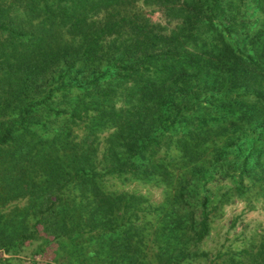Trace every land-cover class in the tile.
Wrapping results in <instances>:
<instances>
[{"label":"trees","instance_id":"1","mask_svg":"<svg viewBox=\"0 0 264 264\" xmlns=\"http://www.w3.org/2000/svg\"><path fill=\"white\" fill-rule=\"evenodd\" d=\"M232 197L264 201V0H0V264H264L203 247Z\"/></svg>","mask_w":264,"mask_h":264},{"label":"rangeland","instance_id":"2","mask_svg":"<svg viewBox=\"0 0 264 264\" xmlns=\"http://www.w3.org/2000/svg\"><path fill=\"white\" fill-rule=\"evenodd\" d=\"M146 11L151 20L165 22L161 11L158 9L148 10L147 8ZM110 185L118 188L136 189L147 193L154 200H160L163 197L162 187L135 180L122 184L120 180L114 178L110 180ZM218 212L219 214L214 217L211 233L203 241V247L205 248H213L214 250L221 246L222 243L228 244L230 241L232 244L241 245L247 237L259 235L257 232L264 233V201L256 200L254 207L249 208L245 200L232 197ZM233 222L235 223L232 224ZM36 244L37 241L25 247L23 252L19 254L24 262L35 264L28 260V258Z\"/></svg>","mask_w":264,"mask_h":264}]
</instances>
